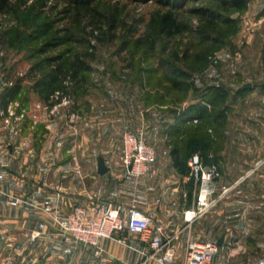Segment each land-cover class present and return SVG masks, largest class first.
Returning a JSON list of instances; mask_svg holds the SVG:
<instances>
[{"label":"rangeland","instance_id":"1","mask_svg":"<svg viewBox=\"0 0 264 264\" xmlns=\"http://www.w3.org/2000/svg\"><path fill=\"white\" fill-rule=\"evenodd\" d=\"M186 6L214 9L216 3L199 0ZM96 7L103 17L95 15L91 21H75L63 12L62 3L53 1L41 8L37 0H9L0 12V95L16 82L21 87L5 109L0 105V169L30 172L35 163L50 167L70 155L75 186L86 167L80 163L82 155L88 154L92 166L97 153L107 155L101 150L111 153L110 146L103 145L108 138L116 147L128 130L141 131L156 155L153 174L140 177L142 193H170L169 205L181 211L183 219L176 231L178 250L183 252L188 240L217 242L223 236L224 247L214 262L255 264L264 258V0H248L244 11L231 12L238 31L205 70L192 75L196 89L187 92L171 89L167 76L175 54L193 47L195 35L185 31L152 38L150 20L161 9L152 1L100 0ZM176 16L196 24L185 11ZM67 32H73L76 42L39 52L51 35ZM65 51L88 54L91 70L77 92L67 82V93L44 101L31 86L48 69L45 57ZM247 83L250 87L243 88ZM212 86L226 91L216 109L223 111L222 120L175 121L188 105L210 98ZM115 117L118 125L105 131L103 122ZM192 134L212 142L211 154L220 170L208 184L206 207L197 206L187 192L191 184L196 191L207 186L178 173L169 155ZM198 208L191 221L185 219L186 211ZM181 237L186 238L183 244ZM88 248L95 256L101 254Z\"/></svg>","mask_w":264,"mask_h":264},{"label":"crops","instance_id":"2","mask_svg":"<svg viewBox=\"0 0 264 264\" xmlns=\"http://www.w3.org/2000/svg\"><path fill=\"white\" fill-rule=\"evenodd\" d=\"M115 123L118 125L116 117L104 121L105 131L111 130ZM112 143L110 138L103 142L105 147L110 146L111 153L101 150L107 155L97 153L92 166L88 154L81 156L80 163L86 164V167L78 176L80 181L75 186L70 155L63 161L56 159L50 167L35 163L30 172L15 173L0 169V264H105L106 260L117 264H138L143 259L138 250L148 248L137 236L132 240L130 234L123 232L121 237L125 238L127 244L114 239H101V254L95 256L93 249L82 246L59 231L55 220H63L72 205L76 204L74 201L83 203L91 197L120 205L125 211L129 198L135 195L140 208L152 215L155 224L165 225L168 231H177L183 219L181 211L169 205L170 193L162 190L160 193L143 194L144 179H135L126 173L121 162L122 144L115 147ZM99 155L108 166V171L103 175L97 173L96 160ZM152 167L149 171L151 175ZM25 168L29 167L25 165ZM197 192L194 189L191 191L192 199H196ZM40 223L45 224L44 230L37 238H29V233L38 229ZM184 239L181 237L179 244H183ZM181 252L178 250L179 254ZM143 264L158 263L149 259Z\"/></svg>","mask_w":264,"mask_h":264},{"label":"trees","instance_id":"3","mask_svg":"<svg viewBox=\"0 0 264 264\" xmlns=\"http://www.w3.org/2000/svg\"><path fill=\"white\" fill-rule=\"evenodd\" d=\"M49 1H53L54 5L62 3L63 12L70 14L75 21L83 17L90 18L91 21L95 15L103 17L96 7L100 0H37L41 8L47 7ZM128 1L133 3L152 1L161 8L153 14L150 20L152 38L155 36L171 37L185 31L195 35L197 41L193 47L187 46L180 56L175 54V63L171 66L167 76L169 87L181 92L196 89L192 75L205 70L212 63L215 53L227 44L230 36L238 31V20L231 16V12L244 11L248 2V0H213L216 3V8L213 9L208 6H186L189 2L199 0ZM8 2L9 0H0V12L7 9ZM178 11L190 14L194 17L196 24L191 26L186 21L178 19L176 16ZM112 25L111 23L110 26L112 27ZM46 28H48V24ZM70 42H76L73 32H67L64 35H51L39 47V52L44 53ZM66 52H58L45 57L44 65L48 69L31 86L32 91L44 101H48L56 93V96L59 97L67 93V82H71L74 92H77L85 80L86 74L91 70L87 61L88 54ZM20 89L18 82L5 88L0 95L1 108L5 109L7 104L17 97ZM208 89L212 90L210 98L204 97L203 102L188 105L175 116V121L183 123L186 119L194 118L197 120L211 119L218 123L219 120H222L224 118L223 111L216 109L225 98L226 91L217 86ZM212 150L213 146L210 140L192 134L182 145L171 148L169 151L171 164L178 173L186 175L188 173L187 161L194 152L200 153L205 164L215 163L216 158H213ZM191 191L192 184L187 192L188 196Z\"/></svg>","mask_w":264,"mask_h":264},{"label":"built area","instance_id":"4","mask_svg":"<svg viewBox=\"0 0 264 264\" xmlns=\"http://www.w3.org/2000/svg\"><path fill=\"white\" fill-rule=\"evenodd\" d=\"M155 160V149L147 142L143 132L128 130L124 133L121 162L126 173L135 179L145 176ZM187 165L186 178L207 186L201 187L196 195L197 206L206 207L207 195L211 192L208 184L220 176L219 167L216 163L205 164L199 152H194L190 156ZM94 198L96 197L72 205L67 216L63 220L56 219L55 222L62 234L68 235L84 246L95 248L96 253L101 252L99 248L101 239H114L119 243L127 244L125 238L121 237L123 232L136 235L150 250V252L138 250L144 261L154 259L159 264H211L214 262V256L224 247L218 245L216 241L188 240L183 252L179 254L175 245L177 233L168 231L163 224H155L152 215L140 208L139 199L135 195L129 198L125 211L120 205L104 203ZM200 209L186 211L185 219L190 211L193 219L200 213ZM44 228L45 224L40 223L38 229L29 233V238H37ZM214 264L224 263L218 260ZM255 264H264V258Z\"/></svg>","mask_w":264,"mask_h":264},{"label":"water","instance_id":"5","mask_svg":"<svg viewBox=\"0 0 264 264\" xmlns=\"http://www.w3.org/2000/svg\"><path fill=\"white\" fill-rule=\"evenodd\" d=\"M249 87H250V84H249V83L243 85V88H249ZM96 167H97V173H98L99 175H103V174H105V173L108 171V166L106 165L105 160H104V158H103L101 155H99V156L97 157V160H96ZM223 238H224V237L221 236V237L217 240V244H218V245H221V244H222V242H223Z\"/></svg>","mask_w":264,"mask_h":264},{"label":"bare ground","instance_id":"6","mask_svg":"<svg viewBox=\"0 0 264 264\" xmlns=\"http://www.w3.org/2000/svg\"><path fill=\"white\" fill-rule=\"evenodd\" d=\"M190 213V214H189ZM189 214V215H188ZM189 217V218H188ZM187 220H191L192 219V212L190 211V212H188L187 213V218H186Z\"/></svg>","mask_w":264,"mask_h":264}]
</instances>
